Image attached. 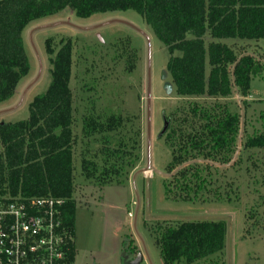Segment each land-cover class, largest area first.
Instances as JSON below:
<instances>
[{"label":"trees","instance_id":"trees-1","mask_svg":"<svg viewBox=\"0 0 264 264\" xmlns=\"http://www.w3.org/2000/svg\"><path fill=\"white\" fill-rule=\"evenodd\" d=\"M65 9L79 18L127 11L141 16L167 50L166 76L175 95L190 100L181 113L164 114L170 124L162 138L172 149L165 199L219 201L220 190L211 188L212 163L231 162L241 129L238 114L220 101L234 92L247 98L251 81L264 77V0H0V104L16 96L30 71L24 30ZM60 44L56 52L54 40L46 41L51 82L30 103L28 117L0 124V199H62L64 223L74 235L78 168L83 182L95 188L124 185L142 163L143 132L140 117L123 109L122 88L94 68L85 69L87 97L81 98L84 112L77 116L71 89L74 43ZM113 51L118 63L127 58L130 73L136 69V49L117 43ZM261 120V130L244 144L246 151L264 152V110ZM231 187L225 185L227 195ZM250 220L255 221L254 213ZM147 229L164 264L221 263L223 221L163 220ZM76 253L74 242L73 262Z\"/></svg>","mask_w":264,"mask_h":264},{"label":"rangeland","instance_id":"rangeland-1","mask_svg":"<svg viewBox=\"0 0 264 264\" xmlns=\"http://www.w3.org/2000/svg\"><path fill=\"white\" fill-rule=\"evenodd\" d=\"M48 39L54 40L56 52L61 40L71 39L74 43L71 89L78 107L77 116L84 112L81 98L86 96L82 92L85 69L94 68L102 76L106 75L110 84L117 82L122 88L123 109L140 117L143 132L142 163L124 185L95 188L83 182L78 168L74 264H129L139 256L142 257L140 264H164L154 237L147 229L154 222L163 220L223 221L227 232L220 264H264V152L244 149L246 140L262 127L264 77L251 81L247 98L234 92L230 98L220 101L232 113L238 114L241 129L231 162L228 165L212 163L213 181L216 182L211 188L212 191L220 190L219 201L212 198L205 203H176L164 196L163 183L169 177L166 167L171 161L172 149L166 138H159V135L163 129L162 115L170 117L176 112L181 113L190 100L177 97L173 89L169 95L165 93L164 83L168 78L162 80V74L166 73L167 50L134 11L79 18L65 9L27 27L23 44L30 71L19 84L16 96L0 104V124L25 120L30 103L48 89L51 82V66L46 54ZM117 43L136 49L138 53L140 59L131 73L127 58L119 63L114 59L113 46ZM197 101H207L206 105L213 102L210 99ZM236 162L238 166L232 169ZM226 184L232 186L227 190L229 195L224 190ZM252 213L255 221L250 220ZM254 222L258 225L253 226ZM213 258L218 259L217 255Z\"/></svg>","mask_w":264,"mask_h":264},{"label":"built area","instance_id":"built-area-1","mask_svg":"<svg viewBox=\"0 0 264 264\" xmlns=\"http://www.w3.org/2000/svg\"><path fill=\"white\" fill-rule=\"evenodd\" d=\"M64 206L48 197L0 199V264H74Z\"/></svg>","mask_w":264,"mask_h":264},{"label":"water","instance_id":"water-1","mask_svg":"<svg viewBox=\"0 0 264 264\" xmlns=\"http://www.w3.org/2000/svg\"><path fill=\"white\" fill-rule=\"evenodd\" d=\"M99 40L103 41L102 38L100 37V35H98ZM150 74H151V59H150V51H149V58H148V86H149V91H148V130L150 131V107H151V99H150ZM166 78V73L164 72L162 74V80H164ZM32 85H30L27 89H29ZM172 85L169 82H165L164 83V91L167 95H169L172 92ZM163 120H164V125H163V129L159 135V138H162L165 133L168 130L169 127V121H167L164 117V114L162 115ZM147 171H149L148 169H146ZM142 261V257L139 256L138 258H136V260L132 263L129 264H140Z\"/></svg>","mask_w":264,"mask_h":264}]
</instances>
